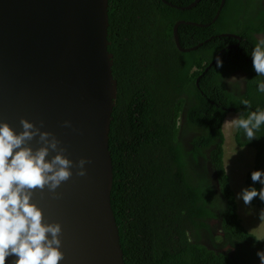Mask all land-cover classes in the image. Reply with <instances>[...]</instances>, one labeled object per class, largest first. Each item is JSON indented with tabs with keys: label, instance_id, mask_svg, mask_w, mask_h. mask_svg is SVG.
<instances>
[{
	"label": "trees",
	"instance_id": "16d2710c",
	"mask_svg": "<svg viewBox=\"0 0 264 264\" xmlns=\"http://www.w3.org/2000/svg\"><path fill=\"white\" fill-rule=\"evenodd\" d=\"M194 1L109 0L118 86L109 139L112 206L126 264H260L257 252L264 251V237L249 231L238 213L223 131L231 110L240 118L264 110L257 90L263 77L251 56L255 34L264 33V2L226 0L214 20L222 0L181 8ZM181 20V45H202L177 46L174 27ZM226 30L244 38L219 36ZM237 69L249 76L245 92L224 82ZM256 134L249 143L238 127L236 136L257 147L248 188L259 191L264 185L251 174L264 172V124ZM252 202L264 206L259 197Z\"/></svg>",
	"mask_w": 264,
	"mask_h": 264
},
{
	"label": "water",
	"instance_id": "95a60500",
	"mask_svg": "<svg viewBox=\"0 0 264 264\" xmlns=\"http://www.w3.org/2000/svg\"><path fill=\"white\" fill-rule=\"evenodd\" d=\"M183 22L174 27L176 44L183 51L196 49L203 43L192 48L180 43ZM109 25V0H0V124L19 134L21 118L37 127L43 122L41 131L61 142L67 158L90 161L83 177L72 168L71 178L56 190L58 198L47 188L34 190L31 202L42 209L44 222L62 225L64 258L59 264H126L112 206L109 139L118 86ZM38 140L28 146L41 147ZM17 259L9 256L5 264Z\"/></svg>",
	"mask_w": 264,
	"mask_h": 264
},
{
	"label": "clouds",
	"instance_id": "9594fccd",
	"mask_svg": "<svg viewBox=\"0 0 264 264\" xmlns=\"http://www.w3.org/2000/svg\"><path fill=\"white\" fill-rule=\"evenodd\" d=\"M262 46L264 39L251 52L257 76H264ZM217 62L222 65V61ZM257 90L264 93V82H258ZM243 104L250 106L248 100ZM19 123L23 129L19 134L9 124H0V264H5L9 256L18 257L15 264H59L64 258L60 250L62 225L44 222L42 209L31 202L34 190L47 188L58 198L56 190L71 178L72 168L77 169L76 175L83 177L87 174L85 165L90 161L82 158L74 163L67 158L64 155L66 149L60 147L61 142L52 133L41 131L43 122L41 127L25 118ZM232 123L237 126L236 133L238 127L243 129L251 143L260 138L256 133L264 124V110L257 108L247 118H240L239 114ZM64 126L71 127V122L65 121ZM36 137L42 146L33 150L28 143ZM52 152L57 154L46 160ZM251 179L264 185V172L253 171ZM256 197L264 201V187L259 191L255 187L244 188L238 194L245 205H250ZM260 220L264 222V209L260 212ZM257 255L260 264H264V251Z\"/></svg>",
	"mask_w": 264,
	"mask_h": 264
},
{
	"label": "rangeland",
	"instance_id": "374dc122",
	"mask_svg": "<svg viewBox=\"0 0 264 264\" xmlns=\"http://www.w3.org/2000/svg\"><path fill=\"white\" fill-rule=\"evenodd\" d=\"M239 118V113L230 111L224 121L226 140L224 143V162L230 177V182L235 191L238 202V213L246 228L257 235L264 237V222L260 220V212L264 206L251 202L245 205L238 194L248 188L250 171L256 164L257 147L251 144H241L235 135L237 126L232 123L233 119ZM224 131V130H223Z\"/></svg>",
	"mask_w": 264,
	"mask_h": 264
},
{
	"label": "flooded vegetation",
	"instance_id": "af4514ba",
	"mask_svg": "<svg viewBox=\"0 0 264 264\" xmlns=\"http://www.w3.org/2000/svg\"><path fill=\"white\" fill-rule=\"evenodd\" d=\"M259 1V0H257ZM255 2L258 4V2ZM264 2V0H262ZM238 30H240V28H238ZM224 34H233V35H238L240 36L241 38L240 39H243L244 37L239 34V33H236V32H232V31H229V30H226V31H223L220 33L219 36H223ZM256 38L259 40H262L264 39V33H256ZM243 42V41H241ZM240 44V43H238ZM225 50V48L222 49V52ZM263 50V49H262ZM262 82H264V76H262ZM248 78L249 76H247V72H245L244 70L242 69H237L235 72L231 73V74H226L225 77H224V82L226 84V86L232 90V91H235V92H245L246 88H247V84H248ZM216 222H218V220H216ZM217 226V224H214V226Z\"/></svg>",
	"mask_w": 264,
	"mask_h": 264
},
{
	"label": "crops",
	"instance_id": "0c3cea01",
	"mask_svg": "<svg viewBox=\"0 0 264 264\" xmlns=\"http://www.w3.org/2000/svg\"><path fill=\"white\" fill-rule=\"evenodd\" d=\"M223 130H224V132H225V128L223 127ZM224 134H226V133H224ZM225 140H226V135H225ZM225 166H226V164H225ZM227 169V168H226Z\"/></svg>",
	"mask_w": 264,
	"mask_h": 264
}]
</instances>
